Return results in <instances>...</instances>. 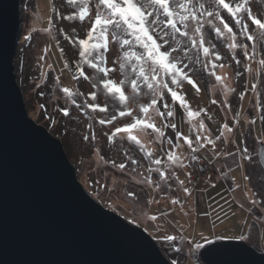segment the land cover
<instances>
[{
    "label": "rangeland",
    "instance_id": "rangeland-1",
    "mask_svg": "<svg viewBox=\"0 0 264 264\" xmlns=\"http://www.w3.org/2000/svg\"><path fill=\"white\" fill-rule=\"evenodd\" d=\"M262 4L264 0H254L251 7L254 13L264 16V11L261 10ZM53 8L56 9L55 12ZM69 11L65 7V0H22V34L15 58V72L30 117L61 139L65 151L76 167L78 179L87 191L106 208L147 230L157 240L171 262L177 260L178 264H203L196 262L194 255L209 244L207 242L209 240L212 242L222 239L244 240L264 253V168L257 155L259 144L257 137L264 139V122H261L258 117L255 118L254 124L251 123L254 129V140L252 137L247 140L249 153L254 158L253 163L243 160L240 155L242 152L240 148L243 144L242 127L246 126L249 119L253 120L255 113L260 111V115H264V109L257 107L254 102L256 96V101L264 104V66L258 63L259 59H264V41L256 43V60L248 61L243 55L242 48H236L234 51L227 48L228 41L225 38H218L214 31H208L209 26L206 25V40H211L216 45L214 51H218L221 57L228 60L222 63L225 65L224 68L216 69V73L225 76L228 88L235 89V91L227 93V104H225V89L214 76L210 75L209 79L204 80L206 73H203L204 70L199 65L195 67L193 78L201 88L200 93H196L187 83L182 89L193 109H207V115L202 114V116L210 130L208 134H212L213 139L217 131L219 134L223 131V134L227 135V130L222 129L224 123H228L230 127L241 126L235 138L234 146L237 150H230V153H236L232 159L242 161L244 171L240 167L231 170L237 187L233 191H228L221 177L218 176L225 169L223 165L221 166V158L215 165L213 164L216 170L213 175L199 174L189 180L186 176L189 172L188 168L178 166L170 168L165 155L166 149L174 151L187 164L192 153L183 140L177 141L180 144L179 148H172L167 142L161 146L156 141L154 133H136L148 150L154 152V157L162 158V164L157 166L144 152L139 150L137 145L126 138V134L121 133L114 142L109 141L108 137L116 127H122L132 119V117L125 116L118 117L111 125L98 123L100 119H107L114 114L112 104L116 102L109 103L107 113L81 111L71 104L62 92V88L68 87L74 92L77 89L83 92L92 89L90 84L85 86L82 81L73 79L77 74L74 67L75 61L72 58L74 47L64 39V36L72 32V29L67 26L75 22L62 18V15H68ZM222 14L237 31V43H247L251 54L252 42L240 35V26L235 25L226 12ZM250 30L253 33L256 32L251 26ZM77 31H79L78 28ZM26 36L32 38L26 40ZM61 48L64 49V53H61ZM117 55V46L110 45L108 53L110 67L113 66L112 60ZM233 57L240 60L239 65L235 63ZM65 63L68 64L67 68ZM245 65H250L253 71L247 72ZM86 71L91 72L92 70L86 69ZM237 72L241 73L239 77L236 75ZM112 75L118 81L123 78L119 71ZM56 77H59V83ZM253 84L257 85L255 91L252 90ZM125 91L129 95L132 94L131 88L127 85ZM147 91L146 88H142L141 95L130 101L134 116L140 114L139 104H146L150 101L151 97L146 94ZM242 92L244 98L241 100L240 93ZM74 98L78 104H82V97L75 96ZM165 98L171 105L170 96L166 95ZM100 100H103V96H100ZM212 100H216L217 103L213 104ZM250 101L255 104L252 105L253 109L245 119L244 114ZM228 105L231 107L229 108ZM116 107L121 106L116 104ZM64 108L69 109L68 116H64L60 111ZM175 108L176 115L170 118V122L176 123L180 132L194 139L195 131L191 130L186 114L178 104ZM238 113H240L239 119ZM209 116L211 119H208ZM153 119L158 126H161L162 121L158 116L153 115ZM235 120H239V124H236ZM89 124L92 125L91 129L88 127ZM165 131L168 136H175L172 129ZM93 132L95 133L94 140L91 138ZM84 136H89V140L85 141ZM216 148L214 153L212 145L206 148H199L197 145L195 155L198 156L197 154L200 153L212 160L219 158V155L223 153L225 159L232 157L225 153L222 145ZM230 158L227 160L229 161ZM133 160L137 163L133 164ZM121 163L126 165L123 170L118 167ZM207 165L210 170L208 173L214 171L212 166ZM158 167L165 171L167 180H161L159 173L155 171ZM149 168L153 171L149 172ZM245 176L249 179H245ZM148 179L152 183H148ZM179 180L184 181L183 186L179 184ZM184 187L191 190V196L185 194ZM129 192L135 195L129 196ZM173 200H178L179 203L173 204ZM153 216L156 217L155 220L151 219ZM159 226L160 231L158 232ZM169 235L174 236L175 240H166L165 237ZM241 236L244 239H240ZM197 243L202 245L200 249L195 248Z\"/></svg>",
    "mask_w": 264,
    "mask_h": 264
},
{
    "label": "snow or ice",
    "instance_id": "snow-or-ice-1",
    "mask_svg": "<svg viewBox=\"0 0 264 264\" xmlns=\"http://www.w3.org/2000/svg\"><path fill=\"white\" fill-rule=\"evenodd\" d=\"M253 2L254 0H65V7L70 11L68 15H62V18L75 22L67 26L72 29V32L64 36V39L74 47L72 58L75 61L74 67L77 74L73 79L82 81L85 86L90 84L92 90L83 92L77 89L74 92L64 87L62 92L71 104L81 111L107 113L109 103L116 102L112 104L114 114L107 119H100L98 123L111 125L118 117L125 116L132 119L122 127H116L108 137L109 141L114 142L121 133L126 134V138L137 145L139 150L157 166L162 164V158L154 157V152L148 150L136 133H154L156 141L161 146L167 142L172 148H179L180 144L177 141L183 140L192 153L190 162L199 159L195 155L197 145L199 148L212 145L215 153L216 140L223 137V132L215 139L208 134L210 130L202 116V114L207 115V109H193L182 89L187 83L196 93H200L201 88L193 78L195 66L200 65L225 89L224 103L227 104V93L234 92L235 89L228 88L225 83L226 77L216 73L217 68L222 69L225 65L217 63L223 58L218 51H214L216 45L211 40H206L205 26H209L208 31H214L218 38H225L228 41L227 48L233 51L236 48H242L243 55L248 61L256 60V43L264 41V16L253 12L251 7ZM261 10L264 11V4ZM53 11L55 12L56 9L53 8ZM225 12L235 25L240 26V35L252 42L251 54L247 43H237V31L225 19V15L222 14ZM250 26L256 30L255 33L250 30ZM31 38V36L25 37L26 40ZM113 44L117 46L118 55L112 60L113 66L110 67L108 53L110 45ZM60 51L64 53L63 48ZM235 63L239 65L240 60L235 59ZM258 63L264 66V59H259ZM65 67H68L67 63ZM86 69L92 71L89 72ZM245 70L249 73L253 71L250 65H245ZM117 71L123 77L119 81L112 75ZM236 75L239 77L241 73L237 72ZM56 81L59 83V77H56ZM126 85L131 88V95L126 93ZM142 88L148 90L146 94L151 99L146 104H139L140 114L134 116L130 101L141 95ZM256 88L257 85L253 84L252 90L255 91ZM166 95L170 96L171 105L165 98ZM75 96L83 98L82 104L77 103ZM100 96H103V100H100ZM243 98L242 92L240 99ZM211 102L217 103L216 100ZM116 104L121 107L117 108ZM176 104L186 114L191 130L195 131L194 139L180 132L176 123L170 122V118L176 115ZM228 107L231 106L228 105ZM257 107L264 109V104L258 101ZM60 111L64 116L70 114L67 108ZM153 115L161 119V126L157 125ZM208 119L211 117L209 116ZM259 119L264 122V115H261ZM255 122V119L251 121L253 124ZM235 123L239 124V120H235ZM88 127L91 129L92 125L89 124ZM166 129H172L175 136H168ZM223 129L228 133L234 132V128L228 123L223 124ZM91 138L95 139L94 132ZM83 139L87 141L89 136H84ZM224 139L227 141V137ZM257 140L260 144H264V139L257 137ZM165 155L170 168L172 166L188 167L184 159L176 152L166 149ZM227 155L234 156L236 153H227ZM240 155L243 160L253 163L254 158L249 153L248 147H244ZM113 163L115 164L114 161ZM132 163L137 162L133 160ZM237 166H240L239 162ZM118 167L123 170L126 165L121 163ZM148 171L151 172L153 169L149 168ZM155 171L159 173L161 180H167L165 171L159 167ZM186 176L189 180L193 179L191 172L186 173ZM245 179L249 177L245 176ZM148 183L152 181L148 179ZM179 184L183 186L184 181L179 180ZM183 191L189 196L192 194L187 187H184ZM128 195L135 194L129 192ZM172 202L179 203L178 200ZM151 219L155 220L156 217L153 216ZM165 239L174 241L175 237L169 235ZM202 239L206 238L202 237ZM240 239L244 237L241 236ZM207 242L213 243L210 240ZM201 247V244H195L196 249ZM177 251L180 250L177 249ZM208 252L214 253L215 248H209ZM172 264H178V261L173 260Z\"/></svg>",
    "mask_w": 264,
    "mask_h": 264
},
{
    "label": "water",
    "instance_id": "water-1",
    "mask_svg": "<svg viewBox=\"0 0 264 264\" xmlns=\"http://www.w3.org/2000/svg\"><path fill=\"white\" fill-rule=\"evenodd\" d=\"M21 3L0 0V264H172L147 230L87 191L61 139L30 117L15 72ZM258 153L264 168V144ZM194 258L264 264L263 252L233 239Z\"/></svg>",
    "mask_w": 264,
    "mask_h": 264
},
{
    "label": "crops",
    "instance_id": "crops-1",
    "mask_svg": "<svg viewBox=\"0 0 264 264\" xmlns=\"http://www.w3.org/2000/svg\"><path fill=\"white\" fill-rule=\"evenodd\" d=\"M256 96L254 97V102H256V104L253 102H251L250 101V105L248 106V109H247V111L245 112V114H244V118L245 119H247L248 118V116L250 115L249 114V112H250V110H252L253 108H252V105H257V101H256ZM238 115V119H239V117H240V113H238L237 114ZM261 115H260V111L259 112H257V113H255V116H254V118L253 119H255L256 117H260ZM251 121L252 120H248V122L246 123V126H243L242 127V132H241V138H242V140H243V144H242V146H241V150L244 148V147H248L249 148V146H248V143H247V140L249 139V137L251 138H253V133H254V129L251 127ZM240 126V125H239ZM239 126L237 125H235V127H233L234 128V133H233V135H232V133H227V135L225 136L224 134H223V137L220 139L221 141H218V140H216V146H218V145H222V148H224V150H225V153L227 154V153H230V150L232 151V150H234V149H236V146H234V144H235V138H236V135H237V130H238V128H239ZM241 127V126H240ZM251 127V128H250ZM223 129V128H222ZM222 131V130H221ZM240 131V130H239ZM223 132V131H222ZM218 135H220L219 133H218V131L217 132H215L214 133V137H216V136H218ZM224 136L225 137H227V141H225V139H224ZM211 137H213V135L211 134ZM251 138V139H252ZM253 140H254V138H253ZM216 146H215V149H217L216 148ZM238 147V146H237ZM239 148V147H238ZM219 149H220V147H219ZM237 150V149H236ZM199 157H200V159H202L206 164H209L210 166H212L213 167V169H214V171H212L211 173H208V174H205V175H213L215 172H216V170H215V168H214V165L216 164V162H217V160H219L220 158H221V166L223 165V167H225V169L222 171V172H220L219 174H218V176H220L221 177V180L223 181V183H224V185H225V187L227 188V190L228 191H233L237 186H236V184H235V182H234V180L235 179H233L234 178V176H233V174L231 173V170H234L235 168H237L238 166H237V162H239L240 163V168L241 169H243V171H244V168H243V163H241L242 161H238V160H233L232 158L234 157V156H232L231 158L230 157H228V158H230V160L228 161L227 159H225V156H224V153L222 154V155H219L220 157L219 158H215V159H210V157H208V156H203V155H201L200 153H198L197 154ZM223 156V157H222ZM235 158H236V156H235ZM246 161V160H245ZM244 161V162H245ZM214 164V165H213ZM222 170V169H221ZM203 176V175H202ZM198 178V177H197ZM197 178H195V179H197ZM238 181H239V179H238ZM167 192V191H166ZM251 212H253V210H251ZM158 218V217H157ZM159 218H161V217H159ZM158 218V219H159ZM161 220V219H160ZM162 223V222H161ZM160 229V226L158 227V232L160 231L159 230ZM154 232V231H153ZM156 234H158V233H156Z\"/></svg>",
    "mask_w": 264,
    "mask_h": 264
},
{
    "label": "built area",
    "instance_id": "built-area-1",
    "mask_svg": "<svg viewBox=\"0 0 264 264\" xmlns=\"http://www.w3.org/2000/svg\"><path fill=\"white\" fill-rule=\"evenodd\" d=\"M188 165V171L191 172L193 174V176L195 175H199V174H207L210 170H209V166L203 162L202 159H198L195 161H191L190 160L187 162Z\"/></svg>",
    "mask_w": 264,
    "mask_h": 264
},
{
    "label": "trees",
    "instance_id": "trees-1",
    "mask_svg": "<svg viewBox=\"0 0 264 264\" xmlns=\"http://www.w3.org/2000/svg\"><path fill=\"white\" fill-rule=\"evenodd\" d=\"M202 59H203V57H201ZM223 59L222 60H220V61H217L218 63H224V62H228V60H226L225 59V57H222ZM197 67H198V65H196ZM195 66V67H196ZM199 67H201L200 65H199ZM202 68V67H201ZM203 73H206L204 76L206 77H203V79L205 80V79H209L210 78V75L207 73V72H204L203 71ZM195 77V76H194Z\"/></svg>",
    "mask_w": 264,
    "mask_h": 264
}]
</instances>
